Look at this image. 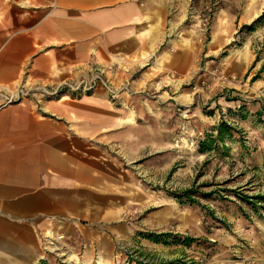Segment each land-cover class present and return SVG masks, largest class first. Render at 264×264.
<instances>
[{
  "label": "rangeland",
  "instance_id": "rangeland-1",
  "mask_svg": "<svg viewBox=\"0 0 264 264\" xmlns=\"http://www.w3.org/2000/svg\"><path fill=\"white\" fill-rule=\"evenodd\" d=\"M165 2L181 3L168 7L167 31L178 25L165 46L180 53L111 82L116 101L137 97L144 112L132 120L144 149L113 152L132 183L119 180L95 215L48 237L42 264H264V0ZM104 70L116 81L119 70ZM221 121L232 136L200 151ZM191 189L197 202L181 203Z\"/></svg>",
  "mask_w": 264,
  "mask_h": 264
},
{
  "label": "crops",
  "instance_id": "crops-1",
  "mask_svg": "<svg viewBox=\"0 0 264 264\" xmlns=\"http://www.w3.org/2000/svg\"><path fill=\"white\" fill-rule=\"evenodd\" d=\"M170 5L181 3L0 0V264H41L48 237L95 215L119 180L132 183L113 152L144 149L138 98L118 102L101 84L54 92L97 68L128 80L152 56L180 53L165 47L178 25L167 31ZM18 89L27 94L7 104Z\"/></svg>",
  "mask_w": 264,
  "mask_h": 264
},
{
  "label": "trees",
  "instance_id": "trees-1",
  "mask_svg": "<svg viewBox=\"0 0 264 264\" xmlns=\"http://www.w3.org/2000/svg\"><path fill=\"white\" fill-rule=\"evenodd\" d=\"M264 19V13L263 15L260 16V18L255 21V23H260L262 20ZM255 23L250 25V26H244V29H249V30H253L255 28ZM254 78H257V76H255ZM214 131L216 132V137L212 136L209 138V140H207L206 142H203L201 144L200 147V151L204 152V151H208V150H213V144L217 141L220 142H225V140L227 138H230L232 136L231 132V127L224 121H221L216 128L214 129ZM214 135V133H213ZM193 193H195V191L193 189L191 190H186L184 192H182L180 195L176 196L177 199L183 203V202H190V203H196L197 200L195 198H192ZM212 192L207 193V195H211ZM166 237H169L168 233H162V234H150L149 238L155 242H164L166 241ZM176 240H182L183 243L185 244H190L191 242H194L197 240V238H190V237H184L183 239H178V237H175ZM45 260H43L41 262L44 263ZM144 264H182L181 261H168V262H158V263H153V262H146Z\"/></svg>",
  "mask_w": 264,
  "mask_h": 264
},
{
  "label": "built area",
  "instance_id": "built-area-1",
  "mask_svg": "<svg viewBox=\"0 0 264 264\" xmlns=\"http://www.w3.org/2000/svg\"><path fill=\"white\" fill-rule=\"evenodd\" d=\"M107 73L104 70V68H97L93 71L92 77L88 81L80 82L77 85L74 84H67L66 86H63L56 90L54 93L57 94L59 92L65 91V92H71L76 94H87L91 91H93L96 86L99 84L103 85L105 88H107V91L111 94L112 97H116V89L112 88L111 85V79L106 78ZM27 94L26 91L23 90H9V95L7 98L6 103L11 104L17 100H20L23 96Z\"/></svg>",
  "mask_w": 264,
  "mask_h": 264
}]
</instances>
